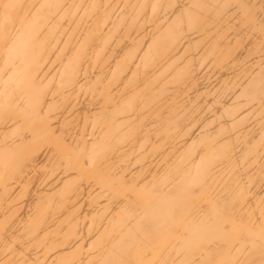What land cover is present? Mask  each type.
<instances>
[{"label":"bare ground","instance_id":"bare-ground-1","mask_svg":"<svg viewBox=\"0 0 264 264\" xmlns=\"http://www.w3.org/2000/svg\"><path fill=\"white\" fill-rule=\"evenodd\" d=\"M0 264H264V0H0Z\"/></svg>","mask_w":264,"mask_h":264}]
</instances>
